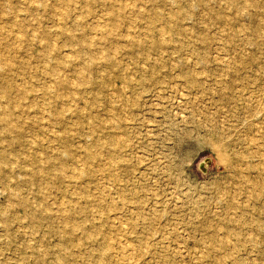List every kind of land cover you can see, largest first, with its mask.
Instances as JSON below:
<instances>
[{"label": "rangeland", "instance_id": "obj_1", "mask_svg": "<svg viewBox=\"0 0 264 264\" xmlns=\"http://www.w3.org/2000/svg\"><path fill=\"white\" fill-rule=\"evenodd\" d=\"M0 264H264V0H0Z\"/></svg>", "mask_w": 264, "mask_h": 264}, {"label": "bare ground", "instance_id": "obj_2", "mask_svg": "<svg viewBox=\"0 0 264 264\" xmlns=\"http://www.w3.org/2000/svg\"><path fill=\"white\" fill-rule=\"evenodd\" d=\"M225 154V153H224ZM226 162V161H225ZM228 162V161H227Z\"/></svg>", "mask_w": 264, "mask_h": 264}]
</instances>
